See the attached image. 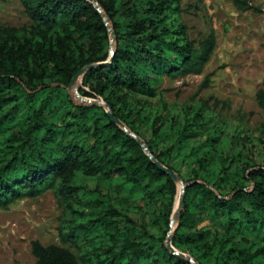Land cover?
I'll return each mask as SVG.
<instances>
[{
	"label": "trees",
	"instance_id": "obj_1",
	"mask_svg": "<svg viewBox=\"0 0 264 264\" xmlns=\"http://www.w3.org/2000/svg\"><path fill=\"white\" fill-rule=\"evenodd\" d=\"M15 1L31 23H0V209L52 191L67 246L33 241L35 264H264V125L145 102L164 78L204 72L214 32L191 39L180 0ZM91 65L80 95L122 126L70 99ZM123 126L185 185L173 232L179 185Z\"/></svg>",
	"mask_w": 264,
	"mask_h": 264
},
{
	"label": "rangeland",
	"instance_id": "obj_2",
	"mask_svg": "<svg viewBox=\"0 0 264 264\" xmlns=\"http://www.w3.org/2000/svg\"><path fill=\"white\" fill-rule=\"evenodd\" d=\"M248 2L260 11L243 10L234 0H180V17L191 39L201 41L214 32L216 46L201 75L164 78L159 95L145 102L154 107L165 104L170 109L206 103L224 119L258 133L264 125V112L257 102V93L264 86V0ZM0 23L22 28L31 22L20 2L0 0ZM206 78L208 86L201 88ZM79 86L80 81L69 91L73 101L104 105L102 99L81 96ZM178 185L174 215L183 189L181 183ZM174 215L173 229L178 222ZM61 219L62 210L52 191L0 209V264H35L33 241L67 247L58 235Z\"/></svg>",
	"mask_w": 264,
	"mask_h": 264
},
{
	"label": "water",
	"instance_id": "obj_3",
	"mask_svg": "<svg viewBox=\"0 0 264 264\" xmlns=\"http://www.w3.org/2000/svg\"><path fill=\"white\" fill-rule=\"evenodd\" d=\"M89 1H91V2H93L95 5H96V7L100 10V7L98 6V3L95 1V0H89ZM106 21H107V19H106ZM107 23H108V21H107ZM109 33H110V35H111V39H112V42L115 40V32L110 28L109 29ZM111 54L113 55L114 54V49L112 48V51H111ZM92 66L93 65H91V66H88V67H85V68H83V69H81L80 71H78L76 74H75V76L73 77V79H72V81H71V84H70V86H69V88H68V92L72 89V88H74V87H76V84L80 81V79H81V77L85 74V72L87 71V70H89V69H91L92 68ZM69 95H70V99L71 100H73L72 99V97H71V94H70V92H69ZM93 104H98L99 105V103L98 102H93ZM102 106H104L105 107V109L107 110V112H108V114H109V116L113 119V121L115 122V123H117L118 125H120V126H122V123L117 119V118H115L113 115H112V113L110 112V108H109V106L108 105H106L105 103H104V105H102ZM124 127V126H123ZM124 129L130 134V135H132V136H134V134H132L128 129H126L125 127H124ZM134 137H136V136H134ZM137 138V137H136ZM137 140H138V138H137ZM139 142H140V144L142 145V147L144 148V150L146 151V153L150 156V158L162 169V170H164L176 183H181L182 184V186H183V189H182V194H181V198H180V202H179V207H178V211H177V213L174 215V221L175 220H179V217H180V212H181V209H182V207H183V199H184V192H185V185H184V183H183V181H182V179L180 178V176L178 175V174H176L173 170H171V169H168V168H166L165 166H163V165H161L158 161H156V159L151 155V152L149 151V149H148V147L146 146V144L143 142V141H141L140 139L138 140ZM175 212V211H174ZM173 217V216H172ZM171 222H172V229H173V220L171 219ZM177 224H178V222H177ZM174 231V229L172 230V232ZM167 243H168V246H169V248L172 250V252H175L176 254H179L178 252H176L175 250H174V248H173V246L171 245V238H169L168 239V241H167ZM190 261L191 262H193L194 264H198V263H195L194 262V260L191 258L190 259Z\"/></svg>",
	"mask_w": 264,
	"mask_h": 264
},
{
	"label": "bare ground",
	"instance_id": "obj_4",
	"mask_svg": "<svg viewBox=\"0 0 264 264\" xmlns=\"http://www.w3.org/2000/svg\"><path fill=\"white\" fill-rule=\"evenodd\" d=\"M181 198V197H180Z\"/></svg>",
	"mask_w": 264,
	"mask_h": 264
}]
</instances>
